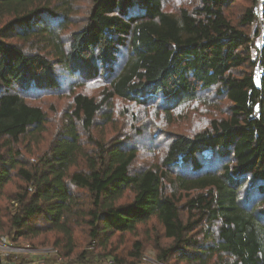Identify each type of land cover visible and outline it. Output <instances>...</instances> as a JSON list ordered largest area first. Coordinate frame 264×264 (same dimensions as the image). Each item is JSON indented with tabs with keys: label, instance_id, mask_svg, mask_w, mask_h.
<instances>
[{
	"label": "trees",
	"instance_id": "1",
	"mask_svg": "<svg viewBox=\"0 0 264 264\" xmlns=\"http://www.w3.org/2000/svg\"><path fill=\"white\" fill-rule=\"evenodd\" d=\"M13 232L67 264H264V0H0Z\"/></svg>",
	"mask_w": 264,
	"mask_h": 264
},
{
	"label": "built area",
	"instance_id": "2",
	"mask_svg": "<svg viewBox=\"0 0 264 264\" xmlns=\"http://www.w3.org/2000/svg\"><path fill=\"white\" fill-rule=\"evenodd\" d=\"M16 237V233L9 235H0V264H19L15 262L20 256L27 259L25 264H67L63 261L59 252L55 248H34L29 245L17 246L14 245L12 238ZM15 254L14 260L13 255ZM101 264H128L120 263L113 257L108 258ZM139 264H165L157 259L153 252H147Z\"/></svg>",
	"mask_w": 264,
	"mask_h": 264
},
{
	"label": "rangeland",
	"instance_id": "3",
	"mask_svg": "<svg viewBox=\"0 0 264 264\" xmlns=\"http://www.w3.org/2000/svg\"><path fill=\"white\" fill-rule=\"evenodd\" d=\"M79 2H80V0H78ZM202 109V108H201ZM209 117V115H207V114H205V113H203L202 114V116H197V119H199V120H203V122L206 120V118H208ZM188 125V124H187ZM191 127H192V125H194L193 123H190L189 124ZM169 131H171V130H169ZM173 132V131H172ZM145 159L146 160H150L151 161V163H153V162H155V161H157L158 159H159V155L153 150V149H151V151H150V153H148V156L146 157L145 156ZM14 233V232H13ZM155 249H153V248H150V250L148 251V252H153L154 254H155V251H154ZM155 256H156V254H155Z\"/></svg>",
	"mask_w": 264,
	"mask_h": 264
},
{
	"label": "bare ground",
	"instance_id": "4",
	"mask_svg": "<svg viewBox=\"0 0 264 264\" xmlns=\"http://www.w3.org/2000/svg\"><path fill=\"white\" fill-rule=\"evenodd\" d=\"M16 245V244H15ZM22 245V244H21ZM110 258V257H109Z\"/></svg>",
	"mask_w": 264,
	"mask_h": 264
}]
</instances>
